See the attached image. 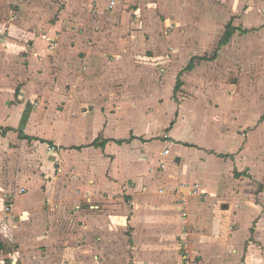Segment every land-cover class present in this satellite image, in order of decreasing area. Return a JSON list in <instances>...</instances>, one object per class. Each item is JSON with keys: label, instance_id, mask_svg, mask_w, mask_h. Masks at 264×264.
I'll list each match as a JSON object with an SVG mask.
<instances>
[{"label": "crops", "instance_id": "crops-1", "mask_svg": "<svg viewBox=\"0 0 264 264\" xmlns=\"http://www.w3.org/2000/svg\"><path fill=\"white\" fill-rule=\"evenodd\" d=\"M60 1L0 41V264H264V0H183L226 21L183 35L153 0Z\"/></svg>", "mask_w": 264, "mask_h": 264}, {"label": "rangeland", "instance_id": "rangeland-1", "mask_svg": "<svg viewBox=\"0 0 264 264\" xmlns=\"http://www.w3.org/2000/svg\"><path fill=\"white\" fill-rule=\"evenodd\" d=\"M205 0H198L199 3L204 2ZM221 5L224 2H237V0H216V2ZM157 4L156 8V13L160 17H164L165 20H180V25L177 27V32L183 34L186 33H200V32H208V33H216L217 30H223L225 26L224 20H209L207 17L206 19L204 18V12L206 11L205 9H202V7H196V10L193 12H190L189 9H184V1L183 0H153ZM245 2V1H243ZM24 3H27L28 8L27 13L31 14V16L34 18L36 21H42V22H54L55 19L57 18V6H62V2L60 0H0V38L2 40L8 35L9 32L11 33H17L16 35L19 36H29L30 33L32 35H37L38 31L40 29H43L41 27L38 28L37 25H30L28 28H20L16 23L20 21L21 23V17L19 19V12H20V6ZM226 4H224L225 6ZM245 6H242V9H239V11L245 10ZM226 7V6H225ZM232 8V7H231ZM262 11H264V7L262 8ZM190 12V13H189ZM204 15V16H202ZM163 19V20H164ZM209 20V21H208ZM235 19H233L234 21ZM218 21V23L214 22ZM224 21V22H222ZM36 23V22H35ZM235 24H239L238 22H234ZM165 26V25H164ZM171 29V27H170ZM172 30V29H171ZM160 34L163 32L159 30ZM176 32V31H175ZM219 32V31H218ZM224 32V30H223ZM231 33V30H229ZM172 33V32H171ZM170 33V34H171ZM163 34V33H162ZM26 41V39H25ZM190 43V41H188ZM189 44L187 43H182L181 47L184 48L188 46ZM237 59V58H236ZM232 81L237 82V73L234 72L232 73ZM166 93H171L169 90L166 88L164 89ZM147 105V103L145 104ZM247 109H250V111H253L255 108L258 106L253 102L245 105ZM222 107V106H221ZM163 111L162 113H158V121L160 123H164V119H167L168 114L170 113V109L168 105L165 103L164 106L162 107ZM237 106H230L229 103H227V106L222 107L224 109V113L226 115V120H225V125L230 128L229 133L231 135L236 134L235 132L237 131V128L242 126V121L243 119H239V114L238 112H234L235 110L238 111L241 107L237 108ZM184 110L188 114H196L198 118V122L201 123H206L204 122V119H207L206 114V107L204 104H192L191 101L188 103H185ZM226 110V111H225ZM256 110V109H255ZM158 112V111H157ZM248 114H253L248 112ZM248 114L243 115V118H247ZM238 119V120H236ZM206 121V120H205ZM146 122L142 119H139L138 117L134 121V125H137V127H142L143 123ZM216 126V124H215ZM136 127V128H137ZM196 130V129H195ZM193 136L197 139V135L204 133L201 132H196L193 131ZM238 134V133H237Z\"/></svg>", "mask_w": 264, "mask_h": 264}, {"label": "built area", "instance_id": "built-area-1", "mask_svg": "<svg viewBox=\"0 0 264 264\" xmlns=\"http://www.w3.org/2000/svg\"><path fill=\"white\" fill-rule=\"evenodd\" d=\"M89 1H90L91 5L93 7H96L97 6V0H89ZM115 5H116V2L112 1L110 3L109 8L110 9H113L115 7ZM169 30H171V29H169ZM43 38L45 40H48L49 49H55L57 47V45H58V38L55 37V38H52V39H47V36L45 34H43ZM0 41H1V38H0ZM165 154H169V151H166ZM164 168H165V165L162 164L161 165V169H164ZM21 192L24 193L25 192V189L22 188L21 189ZM11 211H12V205L11 204H5L3 206V210H2V220H3L2 221L3 222L2 224L4 225L3 226V232H7V223H6V220H7V217L9 216V214L11 213ZM184 260H185L184 264H189V260H188L187 257H184Z\"/></svg>", "mask_w": 264, "mask_h": 264}, {"label": "trees", "instance_id": "trees-1", "mask_svg": "<svg viewBox=\"0 0 264 264\" xmlns=\"http://www.w3.org/2000/svg\"><path fill=\"white\" fill-rule=\"evenodd\" d=\"M229 28H230V26L228 27V29H229ZM230 35H231V33L228 31V32L226 33V35H225L223 41H222L223 44H226V43L229 41V39H230V37H231ZM192 67H193V65H191V66L189 67V69L192 68ZM178 87H180L179 84H178V86H177L176 89H178Z\"/></svg>", "mask_w": 264, "mask_h": 264}]
</instances>
